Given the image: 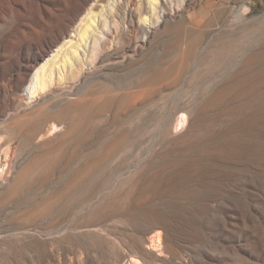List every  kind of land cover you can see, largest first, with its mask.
Returning <instances> with one entry per match:
<instances>
[{
  "label": "rangeland",
  "instance_id": "1",
  "mask_svg": "<svg viewBox=\"0 0 264 264\" xmlns=\"http://www.w3.org/2000/svg\"><path fill=\"white\" fill-rule=\"evenodd\" d=\"M0 264H264V0H0Z\"/></svg>",
  "mask_w": 264,
  "mask_h": 264
},
{
  "label": "bare ground",
  "instance_id": "2",
  "mask_svg": "<svg viewBox=\"0 0 264 264\" xmlns=\"http://www.w3.org/2000/svg\"><path fill=\"white\" fill-rule=\"evenodd\" d=\"M39 74H38V71H36L34 74H33V79L35 80L36 79V81L37 80H39V76H38ZM38 82V81H37ZM29 86V85H28Z\"/></svg>",
  "mask_w": 264,
  "mask_h": 264
}]
</instances>
